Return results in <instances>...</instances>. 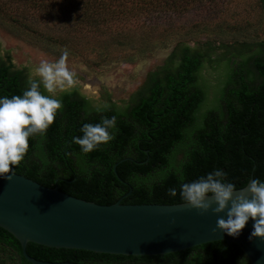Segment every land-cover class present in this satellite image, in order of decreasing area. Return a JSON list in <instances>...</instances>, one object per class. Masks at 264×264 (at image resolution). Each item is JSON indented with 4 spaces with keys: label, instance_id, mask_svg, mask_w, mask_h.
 <instances>
[{
    "label": "trees",
    "instance_id": "16d2710c",
    "mask_svg": "<svg viewBox=\"0 0 264 264\" xmlns=\"http://www.w3.org/2000/svg\"><path fill=\"white\" fill-rule=\"evenodd\" d=\"M5 1L34 8L60 21L67 32L114 27L102 39L105 46L98 48V58L132 62L135 53L155 45L151 30L135 36L121 29L137 9L150 15L170 10L184 13L202 0ZM259 1L264 6V0ZM2 9L5 12L9 7ZM8 15L32 29L17 14ZM74 39L58 34L39 36L37 41L52 45L60 55L64 49H81ZM26 69L15 66L8 52L0 55V96L19 95L28 87L33 77ZM41 91L52 95L42 85ZM53 96L62 100L63 108L43 136L29 138V149L14 168L45 186H57L99 204L117 200L179 203L184 202L179 194L182 183L217 168L238 188L246 186L251 176L264 180V40L242 41L241 48L220 55L181 44L126 104L96 101L77 87ZM112 116L116 117L111 129L114 138L93 151H81L73 137L82 135V124ZM170 188L176 189V196L169 195ZM224 245L223 240H216L155 255L99 253L34 242H28L26 250L39 260L80 264H251L237 244ZM0 264H35L23 256L19 241L2 227Z\"/></svg>",
    "mask_w": 264,
    "mask_h": 264
},
{
    "label": "rangeland",
    "instance_id": "374dc122",
    "mask_svg": "<svg viewBox=\"0 0 264 264\" xmlns=\"http://www.w3.org/2000/svg\"><path fill=\"white\" fill-rule=\"evenodd\" d=\"M217 2L202 0L184 13L170 10L166 13L156 11L150 15L137 9L121 29H127L135 36H142L151 30V41L155 45L142 53H135L132 62H125L120 58L114 61H100L98 58V48L101 50L105 46L102 39L114 27L95 31L83 29L84 38L81 29L75 33L67 32L60 21L34 8L24 9L0 0V50L10 54L15 66L27 64L29 76L35 78L34 68L42 59L51 62L60 57L53 51L52 45L37 41L38 37L58 34L71 40L74 37V44L81 49L69 52L67 58L69 69L76 73L72 87H77L82 94L96 101L112 100L117 104H126L145 88L152 74L162 70L175 48L181 44L188 43L198 50L220 55L241 48L242 41L264 40V6L259 0ZM3 7H9V10L4 12ZM8 13L17 14L19 20L29 24L32 29L12 20Z\"/></svg>",
    "mask_w": 264,
    "mask_h": 264
},
{
    "label": "water",
    "instance_id": "95a60500",
    "mask_svg": "<svg viewBox=\"0 0 264 264\" xmlns=\"http://www.w3.org/2000/svg\"><path fill=\"white\" fill-rule=\"evenodd\" d=\"M242 190L246 186L237 189ZM218 217L226 218L224 212L201 211L187 202L99 204L15 171L10 180L0 177V227L19 241L23 256L35 264L80 263L36 259L27 253L28 242L99 253L155 255L216 240H223L224 247L235 243L251 264H264V237L249 239L253 220L232 236L216 226Z\"/></svg>",
    "mask_w": 264,
    "mask_h": 264
},
{
    "label": "clouds",
    "instance_id": "9594fccd",
    "mask_svg": "<svg viewBox=\"0 0 264 264\" xmlns=\"http://www.w3.org/2000/svg\"><path fill=\"white\" fill-rule=\"evenodd\" d=\"M68 55V50L64 49L55 61L42 59L34 68L39 79H30L28 87L19 95L0 96V177L11 179L14 168L29 149V138L36 134L43 136L54 122L58 110L63 108L62 100L45 95L41 85L48 93L71 90L76 73L67 65ZM115 121L116 117L112 116L102 117L95 124L84 123L80 128L82 135L74 136L73 141L80 145L81 151H93L114 138L111 129L115 128ZM226 177L223 169L207 172L182 183L180 197L201 211L211 208L214 213L224 212L226 218L218 217L216 226L229 235H238L251 218L253 226L249 239L264 237V180L252 178L246 184V190L237 191L236 184ZM168 193L176 196L177 191L170 188Z\"/></svg>",
    "mask_w": 264,
    "mask_h": 264
},
{
    "label": "flooded vegetation",
    "instance_id": "af4514ba",
    "mask_svg": "<svg viewBox=\"0 0 264 264\" xmlns=\"http://www.w3.org/2000/svg\"><path fill=\"white\" fill-rule=\"evenodd\" d=\"M6 52L2 53L0 50V55H4ZM12 61V60H11ZM55 93V92H54ZM54 93H51L52 95H54ZM116 264H121V263H116Z\"/></svg>",
    "mask_w": 264,
    "mask_h": 264
}]
</instances>
